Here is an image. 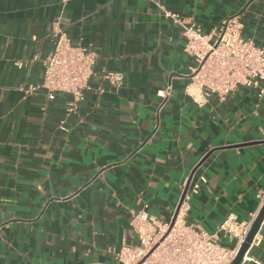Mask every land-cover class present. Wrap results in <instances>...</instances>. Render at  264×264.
<instances>
[{
	"label": "crops",
	"instance_id": "0c3cea01",
	"mask_svg": "<svg viewBox=\"0 0 264 264\" xmlns=\"http://www.w3.org/2000/svg\"><path fill=\"white\" fill-rule=\"evenodd\" d=\"M160 5L204 31L239 14L264 45V0H0V264H117L114 251L136 243L133 213L147 205L169 223L202 174L188 222L213 231L257 213L264 96L239 87L196 103L182 29ZM58 29L96 53L70 115V96L42 87ZM109 71L124 74L120 88ZM240 264H264V221Z\"/></svg>",
	"mask_w": 264,
	"mask_h": 264
},
{
	"label": "built area",
	"instance_id": "2783aa9c",
	"mask_svg": "<svg viewBox=\"0 0 264 264\" xmlns=\"http://www.w3.org/2000/svg\"><path fill=\"white\" fill-rule=\"evenodd\" d=\"M68 0H62L66 3ZM165 17L182 29L184 51L193 60L186 74L187 94L200 106L211 96L225 100L239 87L254 90L264 96V45L244 33L239 14L224 18L209 31L193 20L167 10L160 5ZM96 53L90 46L75 42L67 30L58 29L52 39V49L44 60L42 87L48 99L59 93L70 96L67 114L76 112L91 88ZM21 66V63H18ZM105 78L116 88L124 83V74L109 71ZM168 98L171 86L157 91ZM65 120L61 128L66 130ZM207 177L199 175L181 198L173 219L162 222L147 211V205L134 212L130 227L136 236L135 244L122 243L114 251L117 264H232L239 248L247 238L257 213L264 203V190L257 194L259 209L248 220L230 213L217 229L209 231L187 220L190 199L197 194ZM224 241L234 243L228 246ZM255 241V240H254Z\"/></svg>",
	"mask_w": 264,
	"mask_h": 264
},
{
	"label": "water",
	"instance_id": "95a60500",
	"mask_svg": "<svg viewBox=\"0 0 264 264\" xmlns=\"http://www.w3.org/2000/svg\"><path fill=\"white\" fill-rule=\"evenodd\" d=\"M189 184H190V181H189L187 187L185 188L183 196L188 191ZM263 221H264V203L261 206V208L259 209V211L257 213V216H256V218H255V220L253 222L252 228H251L247 238L245 239V241L243 242V244L239 248V251H238L235 259L233 260L232 264H240L242 262V260H243V258L245 256V254L247 253L248 249L253 244V242L255 240V237L258 234Z\"/></svg>",
	"mask_w": 264,
	"mask_h": 264
}]
</instances>
